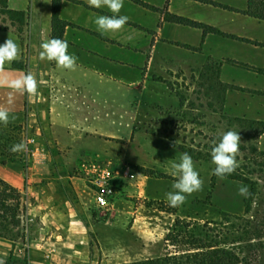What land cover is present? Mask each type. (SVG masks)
Listing matches in <instances>:
<instances>
[{"label": "crops", "instance_id": "obj_1", "mask_svg": "<svg viewBox=\"0 0 264 264\" xmlns=\"http://www.w3.org/2000/svg\"><path fill=\"white\" fill-rule=\"evenodd\" d=\"M260 1L262 17L254 14V7L250 12L252 0H124L119 15L128 16V23L105 34L94 21L112 13L106 7H90L86 0H60L58 18L69 54L78 58L77 68L137 94L132 133L138 134L135 127L152 122L156 115L184 114L189 100L182 102L172 88L194 83L208 65L217 67L215 86L225 92L221 112L206 116L221 131V123L227 121L264 125V0ZM7 6L29 16V32L20 37L0 31V45L10 38L19 46L17 58L5 63L0 76L16 79L31 72L38 87L29 96L0 86V107L8 109L10 120L25 119L49 159L31 167L29 187L19 158L7 164L0 161V180L34 199L31 214L43 223L45 233L57 239L59 257L71 263L82 253L79 258L84 261V251L100 243L99 229L105 226L110 232L115 226L112 215L123 221L135 213L131 202L118 197L113 203L117 213L105 217L106 203L92 190L90 175L75 174L79 166L89 171L85 160L102 157L100 149L110 140L124 138L119 129L127 114L119 101H103L95 85L72 81V70L39 59L41 43L53 38V0H8ZM258 150L264 152V133ZM158 182L165 187L174 183ZM109 240L114 247L120 244L118 239ZM48 259L45 264L59 261L50 255Z\"/></svg>", "mask_w": 264, "mask_h": 264}, {"label": "rangeland", "instance_id": "obj_2", "mask_svg": "<svg viewBox=\"0 0 264 264\" xmlns=\"http://www.w3.org/2000/svg\"><path fill=\"white\" fill-rule=\"evenodd\" d=\"M53 2L56 11L60 0ZM252 2L254 11L259 5L263 7L260 0ZM0 30L16 33L20 37H26L29 32L26 17L9 14L6 0H3L0 10ZM54 35L58 36L57 30ZM216 68L208 65L194 83H181L172 88L182 102L189 100L188 110L184 114L176 111L161 114L162 117L156 115L152 122H143L135 127L138 134L132 133L131 129L137 119L132 107L137 94L133 90L119 89L110 80L100 79L93 72L84 74L77 67L70 71L72 81L95 85L103 101H119L121 110L127 114L125 123L119 129L124 138L110 140L100 149L104 154L102 157L85 160L89 171L79 166L75 174L80 177L88 173L89 184L96 193L92 166L109 168L115 174L112 183L116 186L117 196L111 203L105 202V217L117 213L113 211V203L118 197L131 202L135 213L132 212L123 221L112 215L115 226L110 232L105 226L99 229L98 246L92 243L91 250L84 251V261L79 258L82 257L81 253L77 255L78 259L68 263L69 260L66 262L57 255V239L45 233L42 230L43 223L31 214L34 199H29L28 194L9 185L0 186V264H34V261L35 264H45L50 260L48 255L59 258V261L54 262L56 264H134L165 255L178 256L179 252L186 250L173 246L175 241L180 242L184 237L179 228L175 230L178 220L202 226L209 224L212 229H217L212 223H222L227 216L231 219L253 220L264 207V152L258 150L259 136L264 133V126L227 121L221 123L223 130L216 131V125L208 122V113L221 112L225 92L218 84L215 86ZM158 102L164 106L167 104L161 99ZM142 113L141 116L146 117V113ZM211 121L214 122L213 119ZM24 127V118L11 119L7 126L0 123L2 164L20 159V153H12L10 148L13 144L24 142ZM229 130L239 132L241 137L236 172L220 179L212 174L215 168L212 159L210 162H198L192 158L204 182L202 191L188 196L183 205L176 207L177 215L172 213L173 207H162L161 203H167L166 193L173 191V183L165 187L158 181L167 179L175 182L176 177L171 175L172 164L178 163L186 150L210 155L212 147ZM242 174L249 179V183H254V202L250 200L251 195L248 198L238 195L240 185H247L252 194V185L234 180L235 176ZM114 235L117 237L114 238ZM110 238L118 239L119 246L114 247Z\"/></svg>", "mask_w": 264, "mask_h": 264}, {"label": "clouds", "instance_id": "obj_3", "mask_svg": "<svg viewBox=\"0 0 264 264\" xmlns=\"http://www.w3.org/2000/svg\"><path fill=\"white\" fill-rule=\"evenodd\" d=\"M86 3L93 8L106 7L112 15H100L94 23L101 34L108 32H117L124 28L128 23L129 17L119 15L124 5V0H86ZM40 60L54 61L58 68L74 70L77 63V57L69 54V44L61 38H51L40 45ZM19 54V46L12 39L8 38L0 45V73L3 72L5 63L13 62ZM0 86L9 87L17 92L27 93L29 96L37 92L36 77L28 72L16 79H10L0 76ZM12 120L15 117L11 118ZM0 123L7 126L10 123V113L8 109L0 107ZM241 137L239 132L226 131L223 133L219 142L211 149L212 163L215 165L212 174L220 179H224L236 172L239 167L237 156L240 150ZM27 150L25 142L13 144L10 148L12 153H21ZM171 175L176 177L172 184L173 191L166 193V201L170 207H179L183 205L188 196L202 191L203 180L199 172L195 169L192 157L188 153H182L180 161L172 164ZM238 195L248 198L251 192L247 185H240Z\"/></svg>", "mask_w": 264, "mask_h": 264}, {"label": "trees", "instance_id": "obj_4", "mask_svg": "<svg viewBox=\"0 0 264 264\" xmlns=\"http://www.w3.org/2000/svg\"><path fill=\"white\" fill-rule=\"evenodd\" d=\"M6 0V4H7ZM3 0H0V10ZM8 9V6H7ZM253 5L250 6V12ZM253 12V11H252ZM11 15H21L28 20V15L8 9ZM58 8L53 15V38H61L64 34V25L58 18ZM254 14L262 17L263 9L257 7ZM175 22L185 24L186 20L173 18ZM196 27H202L195 24ZM55 30L58 36L55 37ZM2 31V30H0ZM264 126V125H263ZM194 160L198 162H210L211 156H204L202 153H196L193 150H186ZM257 153V152H256ZM217 177V176H216ZM228 177V176H226ZM234 180L252 185V194L250 200L254 202L256 192L254 183H249V179L240 175L235 176ZM0 186H8L0 180ZM0 201H2L0 197ZM168 203H161L162 207ZM264 205V202H262ZM259 206L258 203H256ZM174 208V207H173ZM174 215L178 214V208L172 209ZM217 229H212L209 224L200 225L178 220L176 229L184 234L183 240L175 241L174 247H184L186 250L179 252L178 256L165 255L157 259H150L145 262L134 264H264V207L260 209L253 220L244 218L231 219L229 216L222 223H212Z\"/></svg>", "mask_w": 264, "mask_h": 264}, {"label": "built area", "instance_id": "obj_5", "mask_svg": "<svg viewBox=\"0 0 264 264\" xmlns=\"http://www.w3.org/2000/svg\"><path fill=\"white\" fill-rule=\"evenodd\" d=\"M23 131L24 142L27 145V150L20 153V161L23 165L26 173V187L30 184V170L34 165L44 164L49 156L46 151L42 150L35 138L31 135L29 126L25 123ZM92 172L95 176L94 185L96 187V193L106 203H111L117 196L116 186L112 183L114 178V172L109 168H100L92 166Z\"/></svg>", "mask_w": 264, "mask_h": 264}]
</instances>
